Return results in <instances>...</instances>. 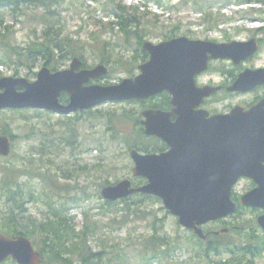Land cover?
<instances>
[{
  "label": "water",
  "instance_id": "95a60500",
  "mask_svg": "<svg viewBox=\"0 0 264 264\" xmlns=\"http://www.w3.org/2000/svg\"><path fill=\"white\" fill-rule=\"evenodd\" d=\"M142 47L150 57L139 65L140 74L117 84H87L105 75L107 68L102 64L81 68L78 57H73L65 69L50 71L46 66L41 67L34 81L25 77H2L0 109L30 107L66 114L105 101L144 99L168 90L173 95L177 118L171 120L173 111L146 109L141 112L144 117L141 123L146 135H156L172 147L160 154H143L131 148L129 156L134 163L131 174L144 177L146 183L133 187L130 180L122 179L103 186L101 196L115 201L134 193L156 195L178 217L181 226L203 238L200 225L236 210L237 204L230 194L240 177H251L257 183V187L241 195L240 204H263L264 99L248 110L236 105L227 114L206 119V112L192 108L213 88L196 87L193 80L196 70L186 68L198 64L197 69H204L207 52H215V59L228 57L238 62L257 51L258 41L250 38L213 44L181 36L156 44L144 41ZM261 83H264V68H247L227 89L245 91ZM62 93L68 95L67 104L59 101ZM10 145V137L0 134V155L7 156ZM257 222L264 230V214L257 217ZM8 257L17 264H40L42 260L41 252L27 237L0 232V264Z\"/></svg>",
  "mask_w": 264,
  "mask_h": 264
},
{
  "label": "rangeland",
  "instance_id": "374dc122",
  "mask_svg": "<svg viewBox=\"0 0 264 264\" xmlns=\"http://www.w3.org/2000/svg\"><path fill=\"white\" fill-rule=\"evenodd\" d=\"M113 0H57V3L51 4L54 7V18L57 24L63 30V33H71L74 37H79L81 41H85V48L83 49V62L87 67H91L100 63L102 58H105V63L109 68L107 75L95 80V83L99 84H113L119 82L122 78L129 77L131 74H137L135 70L136 64L140 63V57L136 58L135 52L136 43L135 39L131 38V45L113 46L115 42H120L118 36L107 28L110 20H115L110 10V2ZM116 1V0H115ZM122 5H139V14L145 10H149L151 13L142 18L143 26L151 29V32L146 35L145 40H149L154 43L169 39L170 37H176L185 35L186 31L190 32V35L207 36L210 37L211 30L209 24L199 19L198 15L205 14L207 11H212L215 14V21H221L222 19L217 17V13H220L221 5L219 3L213 4L210 7H203L202 12L195 11V0H162V4H158L153 0L148 2L144 0H119ZM146 2V3H145ZM227 6L228 15L234 13L237 7L234 1H231ZM233 5V6H232ZM255 9L263 10V13H255L254 19L250 18L249 14H253L249 11L251 7L246 6L240 9L246 11L235 12V19L226 20L218 26H215V38L218 40H246L252 35L253 30L264 26V22L260 18L264 17V6L260 7L255 3ZM0 6H3L0 4ZM148 6V8H147ZM168 8V9H167ZM105 9V10H104ZM108 9V10H107ZM107 10V11H106ZM215 10V12H214ZM44 9L39 6L36 8H23V13L15 16L14 11L9 6L0 7V46L2 45H16L18 48L23 47L31 39H36L41 35V29L43 26L41 14ZM199 12L198 14H196ZM241 12V13H240ZM158 15V20L156 16ZM258 18V21H256ZM149 20V21H146ZM195 23V24H192ZM102 26H106L104 31L99 33V43H95L89 35L91 30H100ZM141 27V26H140ZM237 28L239 30H237ZM116 32V30H115ZM261 36V34H259ZM166 36V37H165ZM104 39L108 42L106 48L108 51L104 53L103 43ZM264 40V39H263ZM111 48L113 51L110 52ZM4 53V49H0V57ZM104 53V54H103ZM17 54V53H16ZM71 58L63 61L58 69L68 67ZM24 62V57L14 55L11 60L7 61V65L0 66V72L2 76H23L29 80L36 78V73L43 66L44 60L40 59L34 66L27 67ZM254 66L264 65V41L259 54L258 60L252 62ZM31 64V63H30ZM228 65L227 62L222 63ZM249 65V64H248ZM138 70V69H137ZM17 73V74H16ZM215 79L217 77L215 76ZM231 100H223L215 104V108L223 107V105L230 103ZM140 104L133 101H121V102H106L97 107H94L91 111L76 112L69 115H59L50 111H41L39 109L25 108L14 111L13 109H1L0 110V128L4 125L11 129L15 136L12 144V151L10 155L3 158L0 157V166H11L19 170L17 173V183L21 184L25 188L24 194L29 198V201L25 204L26 211L24 216L28 220L36 219L43 220L47 216L51 215L47 202L56 198L57 192L54 190V186H50L42 181L41 177H38L34 172H48L51 173L53 179L61 176L63 171L74 173L75 165L84 163L88 167V173H81L79 176L78 189L74 191H68L66 193L59 192L61 198L69 197H83V190L81 187L86 188V194L89 193V197L80 200L77 203H70L69 215L74 216L72 223L76 230L81 229L84 219L83 211L86 210L92 215V220L98 223H105V225L98 229V235H101L103 239L107 241L109 246L119 244L121 249H124L129 253L130 260H132L136 254L135 250H132L133 244L137 238L149 235L151 233L147 223H151L153 217H157L160 221H157V227L162 224L160 230L161 233L165 232L168 235L179 234L181 238L189 236V232L182 228L177 223V218L166 211L162 203L156 201L153 198H147L140 202V204H134L132 210L136 208L140 211L150 213L146 219H135L132 214L128 217V221L125 224H121L119 228L114 223H111V219L122 216L124 211H121L114 206L106 211V205L102 208L100 204L103 203V199L100 196L99 184L102 182L101 178H105V170L112 169L114 175L109 177V183H114L122 178H131L130 169L133 166V162L128 155L129 147L122 142L123 133L124 138L128 141H136L135 138L139 131V126L136 123L137 114L141 109ZM112 118L115 127L118 131L114 141L110 140L112 135L109 126L108 119ZM132 117L134 119H130ZM47 134V135H46ZM77 135L79 143L77 147L70 154L69 147L65 146V139L72 140L74 135ZM57 135L58 139H62L59 144L60 153L49 152L46 154L40 153L37 149L43 142L46 143L47 136ZM140 144V141H136ZM88 149V150H86ZM53 160V163H50ZM71 161V162H70ZM70 162V163H69ZM100 165L102 169L94 168V166ZM59 166L62 170L57 169ZM29 170L31 172H29ZM2 173L0 171V177ZM101 176V177H100ZM59 182H63V179H59ZM57 182V181H55ZM73 183V181H71ZM58 184V183H57ZM248 186V181L241 180L234 188L238 191L244 190ZM46 192L50 195L47 196ZM50 198V199H49ZM134 200L128 201H136ZM12 204V202H10ZM8 203V205H11ZM74 204V205H73ZM123 203L117 206L122 207ZM7 204L0 201V216L5 214L8 207ZM7 206V207H6ZM255 214L251 211L241 210L234 215L227 216V221H233L238 227L242 228V233L248 232L250 226L254 225L253 218ZM124 219V216H123ZM110 222L112 226L108 225ZM221 227H226L224 223H215L214 225L207 224L205 229L218 230ZM238 235L235 229L232 232H228L229 239L233 241H239V237L242 243L246 241V236ZM255 235H258V240L262 243L264 240L259 229L255 231ZM239 243V242H235ZM241 244V243H239ZM264 245V243H262ZM38 246V245H37ZM253 244L250 245V247ZM92 248L94 252L101 250L99 242L92 241ZM185 248V247H184ZM109 250L112 248L109 247ZM260 256H252L251 254L240 255L239 251L235 253V259H240L241 264H264V250ZM192 255L191 251L185 249L177 250L173 257V261L166 262L164 259L160 261H153L152 264H190L188 257ZM214 258H218L215 257ZM222 259L229 258V255L223 254Z\"/></svg>",
  "mask_w": 264,
  "mask_h": 264
},
{
  "label": "trees",
  "instance_id": "16d2710c",
  "mask_svg": "<svg viewBox=\"0 0 264 264\" xmlns=\"http://www.w3.org/2000/svg\"><path fill=\"white\" fill-rule=\"evenodd\" d=\"M144 1L148 2L150 0ZM153 1L160 5L162 4V0ZM231 1L239 4L258 3L261 7L264 6V0H195V8L203 9L205 6L210 7L216 3L226 5ZM0 3L11 7L15 16L22 14L24 7L36 8L41 6L44 9L43 14L39 17L43 22L41 35L36 39L29 40L20 48L16 45L0 46V49H4V53H2L3 57H0V62L2 64L7 65V61L11 60L14 55H17L19 57H24V62L22 64H25L27 67L34 66L38 60L43 59V65L47 66L51 71H55L63 61L74 56L83 58L85 41H81L79 37H74L69 32L63 33V30L54 18V7L52 8L51 4L57 3V0H0ZM109 11L114 15L115 20L109 21L107 28H109L114 35L118 36L121 42H115L113 46L124 45L127 47L131 45V38H134L137 44L135 52L139 54L136 58L140 57L141 54L146 55L147 53L142 49L141 44L146 38V35L151 32V29L143 26L142 18H146L150 12L145 10L142 14H139V6L122 5L119 0L110 2ZM252 12L253 14L255 12L263 13V10L262 8H252ZM154 15L156 16V20H158V15ZM206 20L211 21L210 18H206ZM217 23L218 20L215 21V25H217ZM105 27L106 26H102L98 31L91 30L89 32L90 37L94 39L95 43H99V33L104 31ZM3 33V31H0V34ZM100 40H102L101 42L103 43V52L106 53L108 51L106 48L108 42L104 39ZM111 51H113V48H111L110 52ZM100 63H105V58H102ZM1 76L2 73L0 72V77ZM64 99L67 100L65 95L62 96V100ZM108 124L109 126L107 129L112 131L110 140L114 141L118 131L111 117L108 119ZM0 133L8 134L13 141L18 137L12 133L11 129H9L6 124L3 128H0ZM124 136L123 133V143L128 147H135L141 150L139 145L135 144L134 141H128ZM47 137L46 143L43 142L37 148L40 153L46 154L55 152L59 149V144L62 139H58L57 135ZM64 141L65 146L69 147V152H73L72 150L76 148L79 143L76 134L72 140L65 139ZM61 151L62 150H59L57 153ZM50 163H53V160H50ZM94 168L102 169L100 165H96ZM58 169L62 170V167L59 166ZM0 171L2 173L0 177V201L7 205L12 202V204L10 203L11 205H8L9 208L6 209L5 214L0 216V231L10 236L22 235L29 238L43 255L41 264H152L153 261H160L162 259L169 262L173 261L171 258L174 253L184 247L186 250L192 251V255L188 257L190 264H241L242 262L240 259L234 258L236 251H239L241 256L247 253L252 256H260L264 250V245L259 243L256 236L245 234L248 232H244L246 236L245 243L240 241L242 240L240 237L239 241L229 239L227 233L226 235L215 236L214 245H207L193 234L181 238L179 234L171 236L165 232L161 233L162 224L157 227V221L159 222L160 220L154 216L152 222L147 223L151 233L136 239L132 248V250L136 251V254L134 258L130 260L129 253L121 249L119 244L109 246L107 241L103 239L101 235H98V229L102 228L105 223H98L92 220V215H90L88 211H83L84 223L81 229L76 230L72 223L74 216L68 214L70 203H77L89 197L90 194H86V188L81 187L84 192L83 197L77 198L73 196L71 198L68 196L67 199H62L59 192L77 190L80 174L88 173L87 166L75 165L73 170L74 173L63 171L61 176L58 177L59 179H63V182H59L58 178L53 179L52 174L46 171L34 172L38 177L42 178L44 183L51 187L54 186V190L57 192L56 198L47 202L51 215L39 221L33 218L28 220L27 217L23 215L26 211L25 204L29 201V198L24 194L25 189H23L22 185L17 183L16 175L19 173V170L11 166H0ZM29 172L31 171L29 170ZM111 175H114L112 169L108 168L105 170V178H101L102 182H100L99 186L108 184ZM71 181H73V183H71ZM140 183L141 181H137V184ZM46 194L50 197L47 192ZM136 198H138L136 201L125 200L122 204L123 206L120 208L117 206L119 203H109L105 201L100 204V207L102 208L106 205L108 207H106L105 210L108 211L111 209V206H114L124 211L122 216L111 219V223L116 224L117 228H119L121 224H125V221H128V217L131 214L135 219L140 220L146 219L150 214L145 211L142 212L137 208L132 210L134 204L138 205V203L140 204L141 201L150 198V196L136 194ZM128 200H134V198H129ZM111 223L107 222L108 225L112 226ZM235 231L238 235L243 234L242 228H235ZM93 240L99 242L101 250L98 252L93 251ZM251 244H253V246L250 247ZM109 247L112 249L109 250ZM223 254L229 255V258L222 259L221 257ZM214 256L218 258H214ZM2 264L16 263L8 258Z\"/></svg>",
  "mask_w": 264,
  "mask_h": 264
},
{
  "label": "flooded vegetation",
  "instance_id": "af4514ba",
  "mask_svg": "<svg viewBox=\"0 0 264 264\" xmlns=\"http://www.w3.org/2000/svg\"><path fill=\"white\" fill-rule=\"evenodd\" d=\"M2 5L6 6L5 4H2ZM3 6H0V7H3ZM210 30L212 34L210 37L197 36L194 31L191 33L195 34L194 35L195 37L191 36L189 31H186L184 34L191 39L207 40V41H211L213 44H215V42L229 41L227 39H225L226 41H222V40H218L215 38V22L213 26L210 28ZM251 37H256L259 42L258 50L255 52L254 55L248 56L245 59L235 62L231 58H216L215 59V52L213 54H211L210 52H207L206 53V57H207L206 64H205L204 69H200V70L197 69L198 64H193L191 69L186 68V70H189V71L196 70V72L193 74V80H194L196 87L213 88V90L211 91L209 95L204 96L201 99L200 103L195 105L192 108L193 111L201 110V111L206 112V115L204 116V118L207 119L211 116H215V114L228 113L236 105H240L243 107L244 110H248L252 106L256 105L259 101L264 99V83L255 85L254 87L248 90H245V91H229L227 89L235 81L238 74L244 71L246 68L254 69L258 67H264V65L254 66L252 63L253 61L256 62L258 60L259 54L261 53L264 36L263 35L261 36L260 35H256V36L250 35L249 38ZM147 59H148V55L142 54L140 58L141 60L140 63L146 61ZM224 62H227L228 65H223L222 63ZM140 63L136 64V67H135L136 71ZM83 66H84V62H83ZM199 66H202V64L200 63ZM215 76L217 77V79H215ZM187 87L188 86H185L184 88L187 89ZM215 88H218V89L215 90ZM172 100H173V95L168 90H164L158 95L152 96L145 100H139V101H134V102L142 105L141 108H154V109L158 108V109H164L167 112L173 111V114L171 115V120L174 121L177 118V114L173 110L174 105L172 103ZM223 100H231V102L223 105V107L215 108V104ZM142 134L144 138H142L143 142L140 143L139 146L141 147L142 149L141 151L143 153L159 154V153L168 151L172 147L170 143L163 141L158 136H155V135L147 136L144 133ZM186 145L189 147L191 145V142L187 143ZM62 149L64 148H61V150ZM262 164L264 166V160L262 161ZM80 165L85 166L83 165V163H81ZM133 180L134 181L142 180L143 181L142 184L146 182L145 179H142V178L140 179L139 177H135L132 179V181ZM241 180L248 181V186L244 190H241V191H238L237 189L235 190L234 186L237 183H239ZM236 184L233 186L231 190V199L237 204V210L235 211L234 214L238 213L241 210H246V211L248 210V211L253 212L255 214V217L253 218L254 225L250 226L248 233H245V234L256 236L258 239V235H255V231L259 229L261 232V235L263 236L262 238L264 239V231L257 224V217L259 215L264 214V200H263V204L259 206H245V205L240 204V196L244 194L245 192L257 187V183L251 177H241L238 179ZM153 197L156 201L159 200L158 197H155V196ZM223 222L225 223L226 227H221L219 228V230L227 228V232L229 229L232 232L233 229L238 227L233 221H230V220L227 221V219L209 221L205 223L204 225L200 226L205 233L204 237L201 238V240L205 242L207 245H210V244L214 245L215 235H218L219 233L218 234L215 233V231L217 230H213L210 228L205 229L204 226L207 224L214 225L215 223H223ZM245 234L243 236H245ZM262 243H264V240H262Z\"/></svg>",
  "mask_w": 264,
  "mask_h": 264
}]
</instances>
